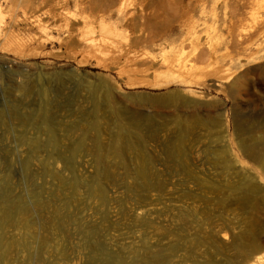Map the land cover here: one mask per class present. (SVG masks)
Wrapping results in <instances>:
<instances>
[{
  "label": "rangeland",
  "instance_id": "rangeland-1",
  "mask_svg": "<svg viewBox=\"0 0 264 264\" xmlns=\"http://www.w3.org/2000/svg\"><path fill=\"white\" fill-rule=\"evenodd\" d=\"M233 36L244 45L234 46ZM178 94L194 109L159 104ZM194 110L204 124L184 158L167 148L171 131L140 128L144 144L118 141L131 174L114 163L117 123ZM234 115L246 130L264 123V2L0 0V210L10 208L0 227V264L129 263L146 249L174 260L195 251L207 259L211 240L231 254L247 230L238 254L252 264L264 251V172L244 156ZM94 116L100 136L88 129ZM212 152L222 153L228 171L212 163ZM140 164L146 185L134 174ZM232 184L253 185V203L237 201ZM95 186L105 200L93 197ZM11 243L17 247L3 261Z\"/></svg>",
  "mask_w": 264,
  "mask_h": 264
},
{
  "label": "bare ground",
  "instance_id": "bare-ground-1",
  "mask_svg": "<svg viewBox=\"0 0 264 264\" xmlns=\"http://www.w3.org/2000/svg\"><path fill=\"white\" fill-rule=\"evenodd\" d=\"M222 1H227V0H222ZM235 1H244V0H235ZM247 1H251L254 3H260V2H264V0H247ZM253 39H247V42H251ZM231 42L234 44V46H238V45H244V41L242 39H240V36H233ZM91 44V43H89ZM227 45V44H225ZM94 47V45H93ZM202 54V53H201ZM200 54V55H201ZM203 55V54H202ZM227 80V79H225ZM224 82V81H223ZM226 82V81H225ZM228 82V80H227ZM226 82V83H227ZM222 83V82H220ZM225 83V84H226ZM221 84L218 83V87H223L220 86ZM91 90V89H90ZM93 92L91 94V99L94 100V107H95V111L97 112L98 109V102H97V92L100 93V88L99 87H95L92 89ZM90 92V91H89ZM83 95V94H82ZM81 95V97H82ZM174 95V94H173ZM172 95V96H173ZM90 98V97H89ZM106 98L109 99V94H106ZM187 99V98H185ZM92 101V100H91ZM160 105L162 106H168V105H174L180 108H192L194 109V107L196 106V103L194 102H190V100H184L181 95H177V96H173V97H169V98H164L163 100L159 101ZM171 107V106H170ZM172 108V107H171ZM195 112V110H194ZM95 114V113H94ZM97 115V114H96ZM179 116V115H178ZM98 117V115H97ZM200 118V117H199ZM196 115V112L194 114H187L185 117H173L170 119H167V117L162 118L161 121L159 122L158 120L156 121V119L154 118H146L145 120L141 119H136V118H132L130 119V122L128 123V125H124L120 123H117V127L118 128V132L112 139L113 142V154L112 156L115 157L114 159V163H116V165L118 167H121L125 172L126 175H130V170L128 169L125 160H121V154L119 152V148H118V144L120 143V138H133L135 141H138L139 143H143L145 139L139 134L138 129L142 128L145 130H148L151 134L152 131L153 132H163V131H171V137L167 140V142H169V144L167 145V148H176V151H178L177 155H179L181 158L185 157V154L183 153L184 147L187 143H189L190 141H195L197 140L199 137H197L195 135L196 131H198L197 129H199L202 124H204V122L199 119ZM234 121L236 122L237 126H236V132H237V137H238V141H239V145L240 148L244 154L245 157H247L251 162L255 163L256 166H260V168L263 170L264 172V123H258L257 125H255L253 128L246 130L244 128V126L242 124H240V121L237 119L236 115H234ZM100 119H97L95 116L93 118V121L89 124V128L92 131H94L96 134L99 135V121ZM127 121V120H126ZM101 122V121H100ZM43 123L46 125V129L48 131L49 134V140H50V144L52 147L57 148V145L59 143L58 138L56 136V132L55 129L53 128V126L49 125V119L47 117H44L43 119ZM245 123V122H244ZM87 124V125H88ZM102 124V123H101ZM206 125V124H205ZM208 125V124H207ZM85 126V125H84ZM103 126V124H102ZM86 127V126H85ZM102 128V127H101ZM205 128V126H204ZM207 128V127H206ZM45 129V128H44ZM101 130V129H100ZM105 130V129H104ZM46 131V130H45ZM102 131V130H101ZM100 131V132H101ZM93 133V132H92ZM120 133H122V136L120 135ZM124 133V135H123ZM165 133V132H163ZM169 133V132H168ZM200 133V132H199ZM71 134V133H70ZM94 134V133H93ZM205 134V133H204ZM209 134V133H208ZM97 135V138H99ZM202 135V134H200ZM206 135V134H205ZM204 135V137H205ZM95 136V135H94ZM100 136V135H99ZM210 136V135H209ZM103 138V137H102ZM206 138V137H205ZM96 139V138H95ZM164 139V138H163ZM213 139V137H212ZM103 140V139H102ZM201 140V139H200ZM204 140V139H203ZM119 141V143H118ZM122 141V140H121ZM207 141V139H206ZM211 141V140H209ZM80 142V141H79ZM78 142V143H79ZM63 143V141H62ZM83 142L79 143V150L83 148ZM102 143V142H101ZM191 143V142H190ZM211 143V142H210ZM192 144V143H191ZM78 145V144H77ZM126 146V149H131L132 147L127 143V145H124L123 147ZM208 146V145H207ZM86 147V146H85ZM120 147V146H119ZM121 147V148H123ZM191 147V146H190ZM189 147V148H190ZM54 148V149H55ZM101 148V147H100ZM52 150V149H51ZM63 150V149H62ZM78 150V149H77ZM121 151V150H120ZM207 152V151H206ZM211 152V151H210ZM75 154V153H74ZM220 152H212L211 155L216 157V160H212L213 164H222L223 168L222 170L224 172H226V170L228 169L227 167V163L223 160V158L221 157ZM101 155V154H100ZM176 155V156H177ZM75 156V155H74ZM103 156V155H101ZM55 157V156H54ZM105 157V156H104ZM210 157V156H209ZM119 160H117V159ZM54 160V159H53ZM101 161V160H100ZM183 162L185 163V165L187 164V162H185V160H183ZM109 163V162H108ZM106 163V169H105V174H106V178L110 179L111 177H113V170H112V166L110 164ZM103 165V163H102ZM185 173L189 176H191L192 178H194L195 176L192 175L191 171H189L188 169H185ZM228 171V170H227ZM50 174L52 175V177L54 176L56 178V175H54L53 172H50ZM138 178H140L143 183H145V185L147 184L148 181V174L145 168V164H140L139 166H137L136 171L134 173ZM236 174V173H234ZM131 178V176H129V179ZM133 179V178H132ZM196 179V178H195ZM198 181H200V179H197ZM134 182V181H133ZM203 185V188L207 189L208 186L207 184H205V181L201 182ZM131 184V182H130ZM136 184V183H135ZM209 184V183H208ZM201 185V186H202ZM234 186L230 187V190L232 193H235L234 198H236L237 201H239L241 204L245 203V202H249L250 204H252V200H251V195L254 194L256 192L255 188L253 185L249 184L246 186H238L235 184H232ZM135 186V185H134ZM227 186V185H226ZM75 187V185H74ZM74 189V188H73ZM77 190V189H76ZM75 191V190H74ZM91 191V190H90ZM139 191V190H138ZM135 192V191H134ZM140 192V191H139ZM206 192V191H205ZM92 195L93 197H96L100 199V200H105V198L107 197L106 192L104 191V189L100 186H95L94 189L92 190ZM131 193V192H130ZM91 195V196H92ZM134 195V194H133ZM136 195V194H135ZM69 198V197H68ZM137 199V198H136ZM109 200V199H108ZM138 200V199H137ZM14 203V202H12ZM100 203V202H99ZM136 203V202H135ZM145 202L141 201L139 206V209L143 208V204ZM134 206V205H133ZM7 207V206H6ZM135 207V206H134ZM248 207H252L251 205H248ZM70 209V208H69ZM134 209V208H133ZM195 208H193L194 210ZM132 211V210H131ZM70 212V211H69ZM190 213V211H189ZM195 213V212H193ZM192 213V214H193ZM10 208H4L0 210V227L1 226H6L7 223H9V217H10ZM191 214V213H190ZM106 215V214H105ZM126 215H128V213H126ZM61 216V215H60ZM196 216V215H195ZM191 217V216H190ZM61 219V218H60ZM178 219V218H177ZM212 219V218H211ZM140 220V219H139ZM184 220V219H183ZM142 221V219H141ZM63 222V221H62ZM178 222V221H177ZM208 222V221H207ZM227 222V221H226ZM64 223V222H63ZM141 223V222H140ZM146 223V221H145ZM144 222H142V225H146ZM224 223V222H223ZM58 224V223H57ZM149 224V223H147ZM208 224V223H207ZM226 225V223H224ZM151 225V224H150ZM214 226V224H212ZM213 226H211L213 228ZM228 226V225H227ZM57 227V226H56ZM65 227V226H64ZM146 227H149V225H146ZM151 227V226H150ZM210 227V225H209ZM215 227V226H214ZM211 228V229H212ZM221 228H224V226ZM62 229V228H61ZM64 229V228H63ZM210 229V230H211ZM216 230V229H215ZM220 230V229H219ZM218 230V231H219ZM227 230V229H226ZM225 230V231H226ZM220 232V231H219ZM222 232V230H221ZM144 233V232H143ZM218 232H215V234L217 235ZM147 234V233H146ZM145 234V235H146ZM214 234V232H213ZM215 234L213 236H211V239H216ZM219 234V233H218ZM249 235V230L242 232L239 234L238 237H236L234 239V244L236 245L233 250L231 251L232 253L230 254L229 251H227L226 248L224 247H218L213 240H209L211 243V248L213 249V253H211L210 257L207 259L203 257H200V255L198 256V254H196L195 251V255L191 254L189 257L186 256L187 258H178L176 260H174L173 258L166 256V255H150L149 251L146 249V255L141 258H132L133 261H130L129 263H121V262H116V264H242V262L240 261V256H239V252H240V248L242 247V245H245L246 238ZM210 237V236H209ZM208 237V238H209ZM150 238V237H149ZM141 239V238H140ZM139 241V240H138ZM144 241V240H143ZM142 241V242H143ZM215 241V240H214ZM23 243V242H22ZM199 243L201 244V242L199 241L197 244V246H199ZM24 244V243H23ZM135 244V243H134ZM133 244V246H134ZM218 244V243H217ZM28 245V244H27ZM132 245V243H131ZM144 245H146L144 243ZM143 245V246H144ZM182 244H180L181 247ZM193 245V247H192ZM191 245V249L192 248H196L194 247V244ZM196 245V244H195ZM136 246V245H135ZM149 245H146V247ZM184 245H182L183 247ZM201 246V245H200ZM15 244H10L8 245V247L5 249V251L2 254V260L4 261L7 257V254H9L11 251H13V249H15ZM25 249H28V247L26 245H24ZM132 247V246H131ZM145 247V246H144ZM186 248H188L189 246L186 245ZM173 248V247H172ZM178 248V246H177ZM184 248V247H183ZM183 248H179L180 250H182ZM132 249V248H131ZM141 250V249H140ZM176 250V249H174ZM193 250V249H192ZM138 251V250H137ZM135 251V252H137ZM173 251V249H172ZM183 251V250H182ZM185 251H187V249H185ZM255 252H259V249L256 248L254 250ZM139 252V251H138ZM175 252V251H174ZM192 253V251H190ZM172 254H175L173 252H171ZM134 254V252H133ZM133 254H129L133 257ZM190 254V253H189ZM126 256V257H130V256ZM135 255V254H134ZM144 255V254H143ZM184 256V255H183ZM182 256V257H183ZM115 257V255H114ZM117 257V256H116ZM125 257V258H126ZM137 257V256H136ZM176 257V254H175ZM264 257V251L260 254L259 257H256L254 260V262L252 264H255L257 260H261ZM121 258V257H120ZM114 259V258H113ZM138 259V260H137ZM202 259V260H201ZM126 260V259H125ZM131 260V257H130ZM128 261V260H127Z\"/></svg>",
  "mask_w": 264,
  "mask_h": 264
}]
</instances>
